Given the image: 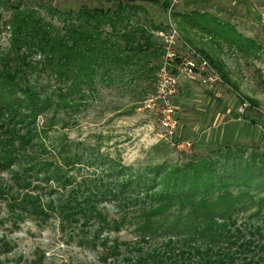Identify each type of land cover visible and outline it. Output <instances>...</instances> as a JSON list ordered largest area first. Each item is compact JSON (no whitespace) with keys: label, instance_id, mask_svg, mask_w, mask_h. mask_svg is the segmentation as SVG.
<instances>
[{"label":"rangeland","instance_id":"1","mask_svg":"<svg viewBox=\"0 0 264 264\" xmlns=\"http://www.w3.org/2000/svg\"><path fill=\"white\" fill-rule=\"evenodd\" d=\"M172 4V0L135 2L138 11L129 10L128 22L147 31L157 28L153 40L159 44L171 20L187 45L178 47L179 54L187 56L190 49L210 64L220 77L212 86L202 85L198 77L181 79L191 80L193 96L205 97L199 109L217 114L216 122L185 124L182 107H175L179 126L171 140L163 137L156 112L145 109V102L154 94L161 59L153 60L155 70L148 74L149 79L132 85L109 79L127 78L128 71L138 78L135 66L108 76L109 84L98 75L94 91L84 90L85 102L74 112L54 107L43 110L29 124L39 134L26 149L31 158L17 157L10 168H0V264H207L198 255V243L184 240L186 236L142 235L137 225L141 212L151 204L145 193L161 190L152 182L158 169L195 155L220 158L218 152L226 144L239 145L235 149L242 148L244 156L264 153V0H177ZM117 6L113 0H5L0 8V58L11 50L9 23L16 7L61 28L65 13L82 8L108 11ZM39 59L38 55L31 58L34 62ZM35 73L29 78L31 85L42 96L51 95L55 82L47 74ZM174 103L180 106L177 98ZM210 103L217 106L210 107ZM234 116L240 119L236 142L202 146L207 135L228 128ZM22 126L17 124V129L23 131ZM183 141L191 144L189 151L177 149ZM193 141L201 146L195 149ZM62 147L70 157L77 154L76 164L65 166L59 153ZM33 161L57 165L62 178L57 182L53 168L45 176L32 166ZM109 164L123 168L121 175H112L117 180L130 174L147 178L140 190L129 189L128 205L109 198H95V204L87 200L91 192L96 193L97 185L108 183L105 172ZM26 201L29 206L24 209ZM240 220L238 225L247 217ZM251 239L256 248L246 251L235 245L222 253L223 258L228 254L234 259L219 264H264V239Z\"/></svg>","mask_w":264,"mask_h":264},{"label":"trees","instance_id":"2","mask_svg":"<svg viewBox=\"0 0 264 264\" xmlns=\"http://www.w3.org/2000/svg\"><path fill=\"white\" fill-rule=\"evenodd\" d=\"M113 1L118 4L114 10L82 8L77 13H65L61 16L64 18L61 28L45 23L35 12L16 7L9 23L11 50L0 58L1 169L10 168L17 157L31 158L26 149L33 146L32 138L39 134L29 124L40 112L52 107L64 112L76 111L85 102L84 90L94 91L98 75L109 84L108 76L135 66L139 68L138 78L128 71L129 77L121 75L109 81L128 86L149 79L148 74L155 70L151 67L153 60L163 56L161 43L153 40L158 29L147 31L136 22L132 25L128 15L129 10L138 11L133 6L135 2L157 4L164 0ZM3 2L0 0V8ZM33 55L39 56L38 62L31 60ZM209 62L214 65L212 60ZM40 72L55 82L51 95L42 96L31 85L30 76ZM17 124L25 129L19 131ZM40 146L43 148L42 143ZM238 146L226 144L218 152L220 158L215 154L195 155L185 162L158 169L152 182L161 190L145 193L151 204L139 216L137 226L142 235H184V240L198 243V255L207 264H219L224 259L231 262L234 256L226 254L223 258L222 253L235 245L246 251L256 248L258 245L251 238L264 239V153L244 156L242 148L235 149ZM59 153L64 156L65 166L77 163V154L70 157L64 147ZM32 163L45 176L53 168L52 176L57 182L62 178L59 177L63 172L57 165ZM121 173V166L109 164L105 172L108 183L97 185L96 193L91 192L87 200L94 203L95 198H109L128 205L129 189L140 190L147 178L138 174L118 180L112 177ZM22 206L29 205L26 201ZM245 217L247 221L238 225V220Z\"/></svg>","mask_w":264,"mask_h":264},{"label":"built area","instance_id":"3","mask_svg":"<svg viewBox=\"0 0 264 264\" xmlns=\"http://www.w3.org/2000/svg\"><path fill=\"white\" fill-rule=\"evenodd\" d=\"M172 3L176 4L177 0H172ZM167 28V33H163L160 37L163 56L156 73L154 94L145 102V109L156 112L159 126L163 130V137L171 140L179 126L176 117L177 111L172 103L173 97L178 93L179 80L198 77L201 79L202 85L212 86L220 81V77L210 64L195 51L188 49L187 56L180 55L178 47L187 45L181 40L180 34L171 20H169ZM176 147L183 151H189L191 144L188 141H183Z\"/></svg>","mask_w":264,"mask_h":264},{"label":"crops","instance_id":"4","mask_svg":"<svg viewBox=\"0 0 264 264\" xmlns=\"http://www.w3.org/2000/svg\"><path fill=\"white\" fill-rule=\"evenodd\" d=\"M181 80V81H180ZM179 80V86H178V93L173 97L172 99V103L175 106L174 103V99L177 98L178 99V103L180 104V106H178L176 104L175 107H182V109L180 110V114H184V118L183 121L185 124H189V123H195L196 126L201 125V121L202 124H206L208 126V124H214V122H216L217 120V114L213 113V111L210 110H204V109H199L200 104H203V101L205 99V97L201 96H193V86L191 85V80H187V79H180ZM193 99V104L191 105V101L192 98ZM214 103H210V107H216L217 105H213ZM193 105H195V107L197 108H193L191 109L190 107H193ZM188 107V109H187ZM178 114V112H177ZM191 115H195L192 118H194V120L191 118ZM182 118V117H179ZM197 118V119H195ZM191 119V120H188ZM179 121V119H178ZM240 119L238 116H234L233 119L231 120L232 123H229L224 125L227 127H223L220 130H216L213 133L207 135L205 137V139L202 141L203 145L202 146H206L208 145V147H212L213 145H220L222 143H232V142H236V140L238 139V134L236 132L239 131H235V128L237 126V122H239ZM262 120H260V123ZM264 125V124H262ZM238 127V126H237ZM198 128V127H196ZM196 128L194 129V131L196 130ZM237 134V135H236ZM201 145H199L198 143H196L195 141H193V147L195 149H198V147H200Z\"/></svg>","mask_w":264,"mask_h":264}]
</instances>
